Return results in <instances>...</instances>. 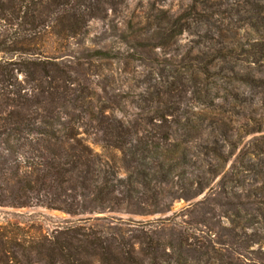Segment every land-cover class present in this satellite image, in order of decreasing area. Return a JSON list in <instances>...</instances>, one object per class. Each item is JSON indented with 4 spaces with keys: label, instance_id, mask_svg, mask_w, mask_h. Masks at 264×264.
<instances>
[{
    "label": "rangeland",
    "instance_id": "rangeland-1",
    "mask_svg": "<svg viewBox=\"0 0 264 264\" xmlns=\"http://www.w3.org/2000/svg\"><path fill=\"white\" fill-rule=\"evenodd\" d=\"M68 1L79 19L74 29L55 25L35 46L66 66L78 105L91 97L93 106L131 121L142 136H171L165 147L176 162L171 190L177 199L166 201L164 215L146 217H71L40 207L0 206V227L18 228L13 232L21 240V247L10 237L2 242L6 257L0 248V264H43L35 255L38 245L63 229L106 231L110 225L128 237L135 222L167 218L151 230L163 242L180 231L196 248L210 245L208 264L224 263L222 244H234L228 234H239V227L259 238L253 249H264V0ZM13 42L7 46H20ZM95 51L109 59H98ZM94 132L87 127L80 136L119 178L136 177L118 150L92 144ZM1 148L0 161L11 164L13 155ZM166 252L163 264H174ZM241 254L230 255L231 262L264 264L251 248Z\"/></svg>",
    "mask_w": 264,
    "mask_h": 264
},
{
    "label": "trees",
    "instance_id": "trees-1",
    "mask_svg": "<svg viewBox=\"0 0 264 264\" xmlns=\"http://www.w3.org/2000/svg\"><path fill=\"white\" fill-rule=\"evenodd\" d=\"M75 12L68 0H0V147L13 155L9 165L0 161V206L40 207L71 217L110 212L164 215L169 211L166 201L177 199L171 190L176 162L165 147L171 136H142L131 121L124 123L106 114L104 108L93 106L91 97L78 105L66 66L35 46L39 36L55 25L74 29L79 20ZM11 40L20 46H7ZM92 54L100 60L109 59L106 52ZM18 75H22L21 81ZM78 110L83 115L76 114ZM87 127L95 131L93 145L102 143L107 149L118 150L126 169L132 168L137 176L119 178L113 166L80 136ZM169 220L135 222L128 237L114 232L110 225L106 231L84 226L63 229L38 245L35 255L43 264H163L168 250L174 264L188 260L200 264L204 257L203 264H208L210 245L199 243L196 248L180 231L163 242L151 230ZM83 222L87 224V219ZM247 228L228 234L235 242L222 244L226 252L223 264H233L230 255L242 257L248 248L264 263V249L252 248L259 238L248 234ZM14 229L18 228L0 227L3 257L2 242L8 237L20 246ZM202 240L210 242L206 237ZM192 253L199 256L192 258Z\"/></svg>",
    "mask_w": 264,
    "mask_h": 264
}]
</instances>
